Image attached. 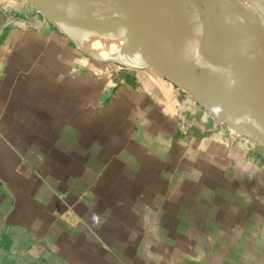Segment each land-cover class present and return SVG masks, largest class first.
<instances>
[{"label": "crops", "instance_id": "crops-1", "mask_svg": "<svg viewBox=\"0 0 264 264\" xmlns=\"http://www.w3.org/2000/svg\"><path fill=\"white\" fill-rule=\"evenodd\" d=\"M46 25L0 33V264H264V152Z\"/></svg>", "mask_w": 264, "mask_h": 264}, {"label": "water", "instance_id": "water-1", "mask_svg": "<svg viewBox=\"0 0 264 264\" xmlns=\"http://www.w3.org/2000/svg\"><path fill=\"white\" fill-rule=\"evenodd\" d=\"M31 20L56 29L81 54L128 72L150 71L264 152V0H25ZM116 82V81H115ZM114 82V83H115Z\"/></svg>", "mask_w": 264, "mask_h": 264}, {"label": "rangeland", "instance_id": "rangeland-1", "mask_svg": "<svg viewBox=\"0 0 264 264\" xmlns=\"http://www.w3.org/2000/svg\"><path fill=\"white\" fill-rule=\"evenodd\" d=\"M0 10L6 12V13L2 12V14L6 15V18L9 17V16L7 17V15L15 14V17L26 18L27 20H31V18L34 15L33 7L29 5L25 0H0ZM0 20H2L1 16H0ZM46 29L51 33H57L56 29L51 27L49 24L46 25ZM68 43L73 48H75L69 41ZM109 65L118 67L115 64L114 65L109 64ZM101 67H102L101 65L96 64V69L100 70L102 69ZM132 73L136 74L138 78L144 76V77H154V78L158 77V79L159 78L163 79L158 74L150 71H133ZM196 106L200 108L203 113H205V116H203L201 119L203 122H205L207 126H209L212 121V117L209 116L200 106H198L197 104ZM206 137H208V139L205 142L207 145V152L211 156H215V155L225 156V157L231 156L235 160L238 157V153L239 154L249 153L253 148L252 143L244 138L230 137L225 127L220 128L217 132L213 134L206 135ZM260 152L261 149H256L254 153L256 156H258Z\"/></svg>", "mask_w": 264, "mask_h": 264}, {"label": "built area", "instance_id": "built-area-1", "mask_svg": "<svg viewBox=\"0 0 264 264\" xmlns=\"http://www.w3.org/2000/svg\"><path fill=\"white\" fill-rule=\"evenodd\" d=\"M117 69H119V70H125L124 68H122V67H120V66H118V67H116Z\"/></svg>", "mask_w": 264, "mask_h": 264}, {"label": "bare ground", "instance_id": "bare-ground-1", "mask_svg": "<svg viewBox=\"0 0 264 264\" xmlns=\"http://www.w3.org/2000/svg\"><path fill=\"white\" fill-rule=\"evenodd\" d=\"M94 61V60H93ZM96 62V61H95ZM99 63V62H98Z\"/></svg>", "mask_w": 264, "mask_h": 264}]
</instances>
